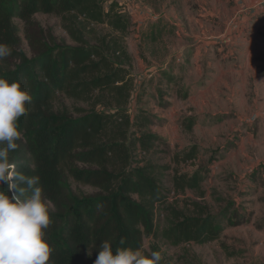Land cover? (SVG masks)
I'll return each instance as SVG.
<instances>
[{
    "label": "trees",
    "instance_id": "obj_1",
    "mask_svg": "<svg viewBox=\"0 0 264 264\" xmlns=\"http://www.w3.org/2000/svg\"><path fill=\"white\" fill-rule=\"evenodd\" d=\"M37 14L60 17L71 43L37 23ZM16 19L24 25L30 57L22 48ZM90 25L105 26L109 33L97 35ZM130 27V17L117 2L105 9L101 0H0V44L11 49L0 61V77L18 82L32 97L18 120L21 139L9 160L18 171L40 177L43 199L54 206L45 230L48 264H95L105 240L114 255L118 247L141 248L150 255L145 237L173 246L203 245L225 230L199 203H192L196 210L191 214L171 207L155 173L170 168L134 165V153L150 151L159 137L131 132L134 82L124 42ZM193 124L191 120L188 130ZM194 157L190 153L182 160ZM203 181L200 171L176 172L169 193L199 191ZM74 184L95 192L75 191ZM0 191L9 198L16 194L7 182H0ZM158 206L172 210L163 229L156 225Z\"/></svg>",
    "mask_w": 264,
    "mask_h": 264
},
{
    "label": "rangeland",
    "instance_id": "obj_2",
    "mask_svg": "<svg viewBox=\"0 0 264 264\" xmlns=\"http://www.w3.org/2000/svg\"><path fill=\"white\" fill-rule=\"evenodd\" d=\"M101 1L104 8L108 9L112 2L118 3L119 0ZM120 1V10L131 20L124 42L127 51L138 55L141 64H134L133 60L131 63L134 97L129 114L135 123L131 132L147 131L159 137L150 151L144 154L138 150L134 153V165L151 164L170 168L167 171L157 169L155 173L163 184L171 207L191 214L196 210L192 203H199L225 227L217 240L207 244L173 246L160 238L149 236L144 238V249L152 252L156 247L162 254L163 264H264V169H251L258 157L252 154L253 143L249 133V126L255 124L249 122L255 114L250 111L255 102L250 88L254 82L248 81L249 86L236 90L235 101L241 102L245 111L239 117L241 121L237 120L241 125L234 131L229 124L234 115H229L231 118L227 119L228 116L222 113L230 106L229 95L232 94L226 90L225 98L221 97L219 89L223 87L224 80H213L210 94L204 95L203 86L197 79L201 78L198 70L200 66L190 61L191 49L186 46L190 40L188 38H191L187 36L191 33L187 30L193 24L188 23L187 19L194 9L195 1ZM138 18L147 19L144 21L145 27H140ZM34 20L46 30H51L59 40L71 43L60 17L37 14ZM15 24L23 40L22 48L30 57L32 53L25 40L24 25L19 19L15 20ZM211 24L215 33L216 23ZM155 28L165 31L160 39L150 34L143 40L135 37ZM88 29H93L97 35L109 33L108 28L101 25H90ZM208 57H199L205 75ZM216 57L223 58V54ZM228 58H234V54L228 53ZM210 63L211 76L212 72L217 70L219 74L224 69L220 65L215 66L214 62ZM223 79H226L227 86L233 85L228 77ZM64 102L74 108L72 101ZM75 106L87 107L83 103ZM191 120L194 124L188 130ZM190 153L195 154L194 159L183 162L182 159ZM196 171H200L204 177L199 191L189 190L180 195L173 191L169 193L171 179L176 172L193 174ZM73 188L91 195L95 192L78 184H74ZM171 216V209L158 206L157 228L163 229Z\"/></svg>",
    "mask_w": 264,
    "mask_h": 264
},
{
    "label": "crops",
    "instance_id": "obj_3",
    "mask_svg": "<svg viewBox=\"0 0 264 264\" xmlns=\"http://www.w3.org/2000/svg\"><path fill=\"white\" fill-rule=\"evenodd\" d=\"M194 1V9H192V13H189L187 19L188 23L191 22L193 24V26L187 30L191 33V35L187 36L191 38H188L190 40L186 46L187 49H191L190 61L191 63L197 64L198 67L200 66L198 70L200 71L201 78L197 79L200 86H203L202 93H204V95L208 96L210 94L212 88L211 82L213 80H224L223 87L219 89L221 97L225 98L227 92H231L232 94H228L231 99L230 106L222 113L228 116L227 119L231 118L229 115H234V118L230 119L231 121L229 124L230 128L236 131L235 129L241 125V123L239 125L241 121L239 117L245 111L243 109V104L235 101V97L237 96L236 90H241V88L243 90V88L249 86L248 81L254 82V84L250 86L255 97L254 107L250 108L251 114L264 112V6H257L259 2H264V0ZM118 3H120V5L122 4L120 0ZM127 7L130 8V5ZM197 8H199L198 11H196ZM148 17H151V15L148 14ZM137 20L140 23V27H145L144 21L147 19L138 18ZM211 23H216L217 29L215 33L212 30ZM163 33L165 34L163 28H155L154 30L150 29V31H143L139 33L140 35L135 37L139 40H143L145 36L148 37V34H150V36L154 35L160 39V35ZM215 51H217V53ZM228 53L234 54V58H228ZM129 54L134 64L138 63V65H141L138 62V55H133L131 52ZM218 54H221V56L223 54V58H215ZM208 55L210 57H208ZM200 56L202 58H209V62L207 61L206 75L202 72V67L199 63ZM210 62H214L215 66L220 65L224 69L219 71V74L216 73L217 70L212 72L213 75L211 76L210 71L212 67H210ZM226 77L233 81L232 86H227L226 79H223ZM176 82L177 80H175V83ZM203 112H205V110H203ZM212 112L214 113L215 110ZM249 133L251 142L253 143L251 148L252 154L258 157V159L254 160L255 162L251 166V169L258 170L262 167L261 170H263L264 121L259 120L257 123L251 124L249 126Z\"/></svg>",
    "mask_w": 264,
    "mask_h": 264
},
{
    "label": "clouds",
    "instance_id": "obj_4",
    "mask_svg": "<svg viewBox=\"0 0 264 264\" xmlns=\"http://www.w3.org/2000/svg\"><path fill=\"white\" fill-rule=\"evenodd\" d=\"M10 54L11 49L0 44V61ZM31 101L18 82L0 77V182H7L9 191L16 193L9 198L0 191V264H48L51 254L45 230L54 206L43 199L40 177L18 171V165L9 160L21 139L18 120ZM162 260L161 252L145 255L141 248L118 247L114 255L112 244L105 240L95 264H162Z\"/></svg>",
    "mask_w": 264,
    "mask_h": 264
},
{
    "label": "built area",
    "instance_id": "obj_5",
    "mask_svg": "<svg viewBox=\"0 0 264 264\" xmlns=\"http://www.w3.org/2000/svg\"><path fill=\"white\" fill-rule=\"evenodd\" d=\"M257 6L258 7H263L264 6V2L263 1L259 2V4H257ZM145 18H146V15H145ZM259 120L264 121V112L255 113L253 116H251V118L249 119V122L250 123H257Z\"/></svg>",
    "mask_w": 264,
    "mask_h": 264
}]
</instances>
